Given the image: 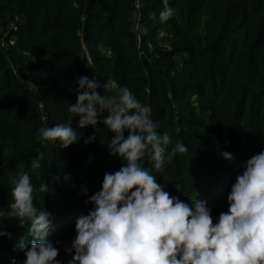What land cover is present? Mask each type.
<instances>
[{"label":"trees","instance_id":"16d2710c","mask_svg":"<svg viewBox=\"0 0 264 264\" xmlns=\"http://www.w3.org/2000/svg\"><path fill=\"white\" fill-rule=\"evenodd\" d=\"M133 3L0 0V207L12 202L11 181L21 171L37 187L47 182L50 192L35 193L34 204L52 214L49 240L63 264L71 259L65 248L75 221L92 207L86 201L122 163L110 155L112 134L102 124L87 145L95 132L90 126L66 149L37 138L41 126L67 122L77 78L116 79L151 106L158 131L188 148L166 160L156 179L181 200H207L214 221L227 211L240 164L264 150V0H169L175 15L166 22L162 0H140L139 30L133 29ZM165 33L173 38L167 48ZM38 151L45 156L33 171ZM142 163L148 166L147 158ZM0 225L13 237H0V264H22L15 245L24 237L30 247L28 225Z\"/></svg>","mask_w":264,"mask_h":264},{"label":"clouds","instance_id":"9594fccd","mask_svg":"<svg viewBox=\"0 0 264 264\" xmlns=\"http://www.w3.org/2000/svg\"><path fill=\"white\" fill-rule=\"evenodd\" d=\"M162 6L160 19L166 22L175 9L169 0H162ZM140 28L138 22L133 25L134 30ZM76 83L67 122L41 126L37 138L42 145L51 142L66 149L81 139L78 130L90 126L95 132L84 140L87 145L96 140L102 124L112 134L106 145L110 155L122 163L118 171L104 174L100 190L86 201L91 209L75 221V237L65 248L71 254L67 264H264V150L240 164L242 171L227 194V211L214 221L207 200H181L156 179L166 160L188 148L182 140L173 142L168 132L158 131L151 106L113 78L102 82L96 76H81ZM44 156L38 151L30 161L33 171L42 167ZM221 156L234 161L227 151ZM145 158L148 166L142 163ZM63 179L68 181L70 175ZM11 184L12 202L0 207V221L28 225L30 247L24 237L15 245L23 253L22 264H63L49 240L52 214L34 204L35 193L50 192L48 183L37 187L28 172L21 171ZM81 191L87 195L86 187ZM0 237L13 238L2 225Z\"/></svg>","mask_w":264,"mask_h":264},{"label":"built area","instance_id":"2783aa9c","mask_svg":"<svg viewBox=\"0 0 264 264\" xmlns=\"http://www.w3.org/2000/svg\"><path fill=\"white\" fill-rule=\"evenodd\" d=\"M133 8H134V16L136 18V23L140 22L141 20V3H140V0H134V3H133ZM11 27H15L13 25V23L10 24ZM0 31L3 32L2 28H1V22H0Z\"/></svg>","mask_w":264,"mask_h":264},{"label":"rangeland","instance_id":"374dc122","mask_svg":"<svg viewBox=\"0 0 264 264\" xmlns=\"http://www.w3.org/2000/svg\"><path fill=\"white\" fill-rule=\"evenodd\" d=\"M172 39H173L172 35H168V33L163 34L162 35L163 47L167 48L170 45V42L172 41Z\"/></svg>","mask_w":264,"mask_h":264}]
</instances>
